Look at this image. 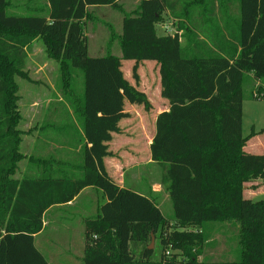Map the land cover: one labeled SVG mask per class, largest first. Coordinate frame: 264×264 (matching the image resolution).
Returning <instances> with one entry per match:
<instances>
[{
    "label": "trees",
    "instance_id": "trees-1",
    "mask_svg": "<svg viewBox=\"0 0 264 264\" xmlns=\"http://www.w3.org/2000/svg\"><path fill=\"white\" fill-rule=\"evenodd\" d=\"M120 1L44 0L45 13L32 9L27 11L33 15L14 16L7 13L9 0H0V264H48L33 238L42 229L43 214L98 184L97 172L87 167L85 146L79 180H13L24 158L14 77L28 81L27 49L40 39L60 66L59 91L85 130L94 63L86 30L103 7L122 16L119 34L109 28V42L118 41L119 55L110 53L95 64L110 63L106 70L117 75L120 61L158 66L160 96L169 110L157 116L149 150L172 217H163L152 201L127 193L105 215L98 208L84 221L81 264H264V200L243 196L245 184L264 182V155L245 153L255 134L242 133L248 79L257 83L251 97L264 99V0H139L129 13ZM165 12L180 20L187 38L183 47L178 34L157 36L155 26ZM79 77L83 89L74 102L72 80ZM123 88L149 107L144 95ZM52 127L66 133L71 126ZM42 128L49 131L50 125ZM216 222L237 228L239 260L203 257L210 240L205 226Z\"/></svg>",
    "mask_w": 264,
    "mask_h": 264
},
{
    "label": "crops",
    "instance_id": "crops-1",
    "mask_svg": "<svg viewBox=\"0 0 264 264\" xmlns=\"http://www.w3.org/2000/svg\"><path fill=\"white\" fill-rule=\"evenodd\" d=\"M138 1L121 0L118 4L129 13ZM103 8L97 12L99 15ZM179 22V19L175 20L165 12L162 21L155 26L157 36L178 34L180 46L183 47L187 38L183 29H179ZM167 27L168 31L170 29L173 31L172 34L166 32ZM125 63L132 62L120 61V66L122 65L120 71L125 70L123 65ZM142 63L153 69L149 86V93L153 98L146 97L149 107H144V112L140 111L143 104L134 100L121 85L117 84V78L113 81L112 72L109 71L108 76V71H104L99 76L96 75L98 76L96 80L92 74L88 80V121L95 124L90 125L86 121L85 130L83 126L78 125V133L76 132L75 135L71 133L72 127L66 133L54 132L56 129L52 126L62 125V121L69 126L75 124L70 112H67L70 116L67 117L57 109H53L50 112L49 131L42 128L47 118L44 116V110L41 109L37 117L33 115L37 107L35 102L28 113L29 119L26 122L28 128L23 131L20 143L24 158L19 162L13 180L21 182L24 178L46 176L51 179L79 180L84 175L83 146L86 147L87 167L95 170L99 177L95 187L84 188L68 203L53 205L43 214L42 229L33 238L35 248L44 256L48 264L63 262L64 258H72L71 261H74V258L77 260L82 258L84 221L93 217L98 208L105 215L107 213L105 209L117 204L127 193L152 201L164 217L163 207L169 199L160 185L161 173L157 165L151 161L149 146L155 133L156 118L169 110V104L160 96L158 66L153 62ZM59 117L64 119L58 120ZM250 141L251 139L246 143L243 151L247 154L260 155L257 148L249 144ZM90 156L96 159L95 167L90 165ZM151 175L155 176V180L150 179ZM249 184L251 183L245 184L243 191L246 199L252 198L244 195ZM47 235H49L48 240L59 245L57 246L59 250L55 251H59L60 256L55 255V251L51 253L45 251V242L44 240L42 242V238ZM50 237L53 239H49ZM39 240L40 245H38ZM77 243L80 245L78 249ZM221 250L223 251L218 255L220 259L231 262L240 258L237 250L230 251L225 245Z\"/></svg>",
    "mask_w": 264,
    "mask_h": 264
},
{
    "label": "rangeland",
    "instance_id": "rangeland-1",
    "mask_svg": "<svg viewBox=\"0 0 264 264\" xmlns=\"http://www.w3.org/2000/svg\"><path fill=\"white\" fill-rule=\"evenodd\" d=\"M10 7L7 10L9 15L14 16H28L33 15L29 13L27 10H36L43 11L45 13V2L44 0H9ZM101 15L96 12L94 14L97 15L93 20V24L88 25V30H86V36L88 38V55L94 61V63H90V74L96 80L100 73L104 71H108V76L110 75L111 70H106L107 68H111L112 65L110 63H102L95 64L97 58L102 56H106L108 54H112L114 56L119 55V44L118 41L109 42V31H113L114 33L119 34L121 29V20L122 16L119 12L113 11L110 8H103L99 12ZM103 15V16H102ZM168 22V21H166ZM169 24V23H168ZM109 25V27H108ZM110 28V30H109ZM170 28V27H169ZM166 28V32L168 34H172L173 31L170 29L169 31ZM172 31V33H171ZM109 48V51L108 49ZM27 60L25 64L26 72L28 73V81L20 79L19 77H14V82L19 89V102L18 109L21 114V122L17 126V128L21 131H24L28 128L26 125L27 120L29 119L28 113L33 108V103L35 102L37 107L35 110V114L33 115L37 117L40 110H44L45 118L44 126L49 127L50 123V112L53 109H57L59 112L67 115V112H70L74 117L72 109L69 107L67 100L65 98V94H62L61 88V70L58 62L51 60L45 50V47L40 39H36L27 49ZM127 62V61H123ZM132 63H125V70L120 71V75L115 74L113 76V81L116 79L117 84L122 87L130 88L134 92L144 95L146 97L152 99L153 97L149 93V86L152 81L151 72L153 69L150 66L145 65L144 63H135L133 66ZM122 66V65H121ZM120 62L118 68L121 67ZM110 71V72H109ZM122 72V74H121ZM129 72V73H128ZM98 74V76H96ZM104 75V74H103ZM74 79V78H73ZM107 79V76H106ZM94 80V81H95ZM110 80V79H109ZM74 81L76 84L74 85ZM82 78L72 80L71 86V95L74 97V102L80 99V94L82 92ZM101 82V81H100ZM257 83L253 82L251 79H248L243 86V106H242V133L243 136L246 137L254 133L255 135L251 138L249 144H253L255 148H257L260 155H264V99H253L251 97V92L254 90ZM59 86V87H57ZM126 91V90H125ZM69 94V96H71ZM96 95V94H95ZM140 109V111L144 112V106ZM64 117H59L58 120H63ZM75 119V117H74ZM62 124L66 127H69V124H65L62 121ZM79 124L75 123L70 125L74 135L78 131H76L75 126L77 127ZM148 126V124H147ZM114 130V127H112ZM69 130V129H68ZM121 130L123 128L121 127ZM58 132V131H54ZM144 134V133H143ZM252 148V147H250ZM23 150V148H22ZM249 150V148L247 149ZM21 151V149H20ZM255 151V153H258ZM96 159L90 156V165L96 166ZM17 171L13 174V178H15ZM151 180H155V176H150ZM244 195L248 197H252V201H260L264 200V182L263 181H254L248 185L246 188ZM163 215L167 218L172 217V209L171 203H168L163 207ZM205 232L209 233L210 240L205 245L204 248V256L210 260H220L218 257L219 252L223 251L224 245L230 249V251L237 250V237L238 230L234 225H228L223 222L209 223L205 226ZM49 235L44 236L42 238V242L44 240V249L48 250L49 253L55 250H59L51 240H48ZM49 239H53L50 237ZM77 239V238H76ZM75 239V240H76ZM41 240V239H40ZM40 240L38 245H40ZM155 243L153 244L154 249ZM80 247L79 243L76 244V248ZM59 252V251H58ZM55 251V255L58 254ZM46 254V252H44ZM47 255V254H46ZM58 256H60L58 254ZM48 257V256H47ZM65 260L60 261V264H81L82 258L77 260L74 258V261H71L72 258H64ZM201 260V257L199 258ZM53 262H51L52 264ZM56 263V262H54ZM57 263V264H58Z\"/></svg>",
    "mask_w": 264,
    "mask_h": 264
},
{
    "label": "water",
    "instance_id": "water-1",
    "mask_svg": "<svg viewBox=\"0 0 264 264\" xmlns=\"http://www.w3.org/2000/svg\"><path fill=\"white\" fill-rule=\"evenodd\" d=\"M153 244H154V238L152 237L150 245H149V249L152 250L153 248Z\"/></svg>",
    "mask_w": 264,
    "mask_h": 264
}]
</instances>
